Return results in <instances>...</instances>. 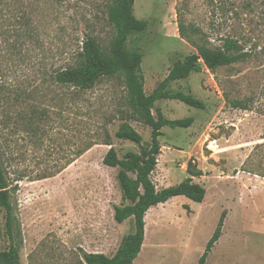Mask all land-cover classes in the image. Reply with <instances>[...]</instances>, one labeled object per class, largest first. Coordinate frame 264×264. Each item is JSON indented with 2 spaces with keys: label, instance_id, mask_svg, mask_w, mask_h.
Here are the masks:
<instances>
[{
  "label": "rangeland",
  "instance_id": "374dc122",
  "mask_svg": "<svg viewBox=\"0 0 264 264\" xmlns=\"http://www.w3.org/2000/svg\"><path fill=\"white\" fill-rule=\"evenodd\" d=\"M220 2L134 0L135 17L148 26L127 46L142 52L146 94L174 61L195 53L177 21L201 29L214 46L225 36L236 39L248 55L214 71L200 60V71L170 83L172 91L202 100L204 109L155 103L168 119H194L188 128H162L151 175L156 188L181 182L194 161L206 195L201 204L175 197L150 208L147 243L132 264H197L222 211L221 236L205 264H264V0ZM112 3L0 0V159L20 224V264H85L82 251L112 256L132 229L130 219L114 220L113 206L122 203L117 168L102 159L107 143L119 157L137 151L114 135L123 121L143 141L150 140V127L132 110L122 76L101 78L88 90L56 80L57 72L83 61L86 37L109 54L116 34L107 17ZM224 91L253 101L246 110L233 108ZM8 247L0 207V251Z\"/></svg>",
  "mask_w": 264,
  "mask_h": 264
},
{
  "label": "trees",
  "instance_id": "16d2710c",
  "mask_svg": "<svg viewBox=\"0 0 264 264\" xmlns=\"http://www.w3.org/2000/svg\"><path fill=\"white\" fill-rule=\"evenodd\" d=\"M208 1L214 6L217 3L220 6L225 4L220 2L221 0ZM133 5L134 0H113V3L108 6L107 17L116 33L110 44L109 54L103 53L93 37H86L82 46L83 61L77 66L56 73V80L59 83L72 85L80 90L92 88L101 78L122 76L132 110L151 129L150 140L143 141L140 133L128 122L123 121L118 126L115 137L128 140L138 148L137 151L125 152L122 157H119L111 144L107 143L110 148L102 162L108 167L117 168L116 180L122 198L121 204L113 206V217L119 224L130 219L132 229L123 236L118 249L112 256L100 252L82 251L81 257L85 264H132L141 251L145 234V215L150 208L177 196H184L196 203L204 201L206 189L200 183L192 181V177L203 175V171L194 161L192 164L190 162L187 164V176L181 182L161 189L156 188L151 175L156 169L158 155L161 153L159 137L162 135V128H188L194 119L193 117L168 119L162 110L155 106V103L161 99L178 100L190 107L204 109L205 104L202 100L191 93L172 91L169 87L170 83L184 79L192 72L200 71L202 68L200 60L206 68L214 71L218 67L243 61L248 55L236 39L225 36L221 38V45L214 46L201 29L193 25L186 26L177 21L179 36L195 49V53L174 61L167 76L149 94H146L141 68L142 52L128 49L127 44L130 36L146 31L148 22L135 17ZM243 6H248V3ZM223 97L233 108L243 110L249 108L253 101L252 97L230 98L225 91ZM11 191L0 159V207L5 211V231L9 239V247L0 251V264H20L16 237L20 242L21 232L18 216L13 213ZM184 208L188 209L186 206ZM225 216L226 212L222 211L197 264H205L209 252L221 236Z\"/></svg>",
  "mask_w": 264,
  "mask_h": 264
},
{
  "label": "crops",
  "instance_id": "0c3cea01",
  "mask_svg": "<svg viewBox=\"0 0 264 264\" xmlns=\"http://www.w3.org/2000/svg\"><path fill=\"white\" fill-rule=\"evenodd\" d=\"M144 91H145V89H144ZM145 93H146V92H145ZM184 166H185V164L183 165V168H185ZM195 178H196V177H192V181H193V182H197V181L195 180ZM177 197H183L184 200H185L184 202H186V204H188L189 200H188L186 197H184V196H177ZM173 198H175V197H173ZM173 198H171V199H173ZM169 200H170V199H169ZM169 200H168V201H169ZM165 203H166V202H165ZM161 204H164V203H161ZM158 205H159V204H158ZM145 222H146V221H145ZM144 238H145V234H144ZM143 243H144V240H143ZM142 246H143V244H142ZM141 250H142V248H141ZM140 252H141V251H140ZM140 252H139V253H140ZM144 253H145V252H144ZM142 256H143V255H142Z\"/></svg>",
  "mask_w": 264,
  "mask_h": 264
},
{
  "label": "bare ground",
  "instance_id": "6f19581e",
  "mask_svg": "<svg viewBox=\"0 0 264 264\" xmlns=\"http://www.w3.org/2000/svg\"><path fill=\"white\" fill-rule=\"evenodd\" d=\"M149 226H150V224L148 222H146L145 223V238H144V243H143L144 245H146V243H147ZM140 253H142V251Z\"/></svg>",
  "mask_w": 264,
  "mask_h": 264
}]
</instances>
